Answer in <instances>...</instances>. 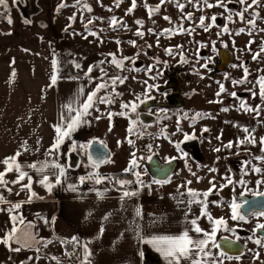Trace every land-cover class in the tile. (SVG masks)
<instances>
[{
    "label": "snow or ice",
    "instance_id": "obj_1",
    "mask_svg": "<svg viewBox=\"0 0 264 264\" xmlns=\"http://www.w3.org/2000/svg\"><path fill=\"white\" fill-rule=\"evenodd\" d=\"M99 3L100 0H97ZM165 0H160V3L163 4ZM169 2L174 3L176 7L183 13L184 4L179 2V0H169ZM188 2L198 10H203V8H212V7H221L224 9V12L227 13L225 17V24L223 27L220 28L217 35L223 34H234L239 36L242 33L247 31L248 35H252V32L257 29L256 21L260 19V14L257 11H249L253 8V6L260 7L261 0H237L238 4L242 6L241 10L235 11L228 7V4L232 2V0H216V4H212L209 0H188ZM115 7L119 8L122 0H114ZM11 4L13 6H18L20 4V0H11ZM67 7H73L77 9L81 13V19L84 23V31L82 33L74 32V35H81L84 39H87L89 36L95 37L97 41L103 43V39L101 38L100 33L104 32L105 29L93 30L89 25L95 23L96 20L103 21L104 18L102 17H89L87 20H83V14L85 12L91 13L93 11L92 7L87 3V0H74V3L69 5L66 3V0H60L56 7V12L59 13L62 9ZM137 7L136 0H132L131 7H129L126 11V15H129L133 12V10ZM145 8L148 9L149 17L151 18L152 15L158 13L160 11L159 5L155 8H149L147 3L144 5ZM0 9L3 12H0V15H4L7 18V23L11 25L13 20L9 15L10 12V4L9 0H0ZM109 12L112 11L111 8L108 9ZM248 14L246 17L245 14ZM233 17H238L239 22H243L246 27H239L234 30V32L229 28V24L236 23ZM77 15L74 12L71 16L68 17L69 24L66 26L65 31L72 27V24L76 22ZM165 20L172 23L171 18L168 16L164 17ZM193 16L191 13L186 14L181 22L180 26H173L169 29H164L160 33H155L154 29H148V32L151 34L157 35V46H159V37L160 36H168L171 37L175 34H187L192 35L195 31V28H185L183 26L184 20L191 21ZM217 16L214 14L210 17V23H206V17L201 15L199 17V23L196 27L202 29L205 33L209 32L210 29L216 26ZM23 22L25 24H31L32 21L28 18H24ZM107 23L109 24V28L111 30H129L128 25L123 19H118L116 16H111L108 18ZM135 23L140 27L137 29L135 36L140 37L141 39L144 37L145 33L140 30L143 28L144 21L136 20ZM153 23H155L153 21ZM41 27H45L46 25L41 24ZM264 31V29H260ZM10 34V33H9ZM115 42L117 45L121 43L119 39H116ZM128 43L132 46H136L135 40H129ZM254 43V41H249V48L248 50L251 51L250 45ZM152 45L149 44L148 47ZM205 45L201 44L199 47H204ZM178 48L180 46H177ZM27 51V50H25ZM215 51V48H213ZM165 53L167 55H173L174 50L172 48L165 49ZM261 53H264V41L261 42L259 52H255L253 54V60H256ZM139 55V53H137ZM108 56L111 57L110 60L107 57L103 60H100L97 64L89 66L87 70L83 73L84 77L88 79L89 82H92L94 79L99 80L100 82L96 83L95 88L88 92L85 96V86H80L77 91V99L74 101H70L69 103L63 105L64 111L61 113L59 120L52 125L54 130V137L53 142L51 145L45 149L43 160H38L36 162L22 164L19 162L18 158L23 154V152L31 151L32 149L29 147L28 142L25 140L21 143L20 149H18L15 154L5 157L3 160H0V167H3V170L0 171V189H4L7 191L8 194L13 193V187L10 185H19V191L15 192V195L19 196L21 193H27L26 200L18 201V202H11L8 198L0 192V205H8L7 208L0 207V212H7L9 216V220L11 221V228L8 231H5L3 235H0V244L5 245L11 251L19 252L22 248H32V241H35L38 245H41L44 248H47L49 244H51L52 240L47 239H37V236L32 232H24L22 235L19 234V229L17 224L25 223L23 216L20 214V209L22 208L24 203H31L34 199H42L39 197L38 194L33 190V176L30 174L31 172H35L39 179L35 182L38 183L40 186L44 187L49 193L52 189L57 186L61 185L67 180V175L69 170L73 168L71 163V156L73 154L83 155L87 158V164L83 165L85 168L91 169L85 175H81L78 177V184L72 183L67 185V189L73 192L78 190L79 185H83L86 182H93L94 184H102L105 180L113 181L114 186L116 187L117 191L121 192V200L125 198H131L134 196L139 195V193L144 188H151L152 184L163 185L166 183L171 182V175L166 174L164 178L157 179L154 178L150 184H146L142 177L141 173L137 171L139 168L138 157L135 151L131 153V159L129 161L128 166L123 170L127 174H131V176L135 177V179H120V178H113L109 176H103L98 169L101 165L105 163H111L110 153L107 152V145L103 140L92 139L86 143H78L76 140L72 138V133L75 132L79 127L82 125H88L90 123L88 117L92 116V110H95L97 113H101V110L98 105H111L115 103L114 97H118L121 94L116 90L117 84H124L125 81L128 79L127 76L121 75L124 71H141V69L135 67H125L126 61H131L132 65H135V57H126L122 56L120 58L117 57L115 53H109ZM181 61L183 63H187L188 61L184 58L182 51H181ZM14 63V62H13ZM108 64L109 67H113L114 70L112 71L111 75H109V71L107 68L104 67L105 64ZM72 66L76 69H80L81 65L78 62L72 61ZM236 65H233L235 67ZM204 67H207L205 65ZM59 62L57 59L51 60V69L52 74L50 76V85L55 86L57 84L58 78H60L59 73ZM94 69L99 70V77H92L91 73ZM148 72H151L152 69L148 68L145 69ZM244 76L242 79L239 80H232L231 83L236 85H248L252 84L253 82L248 79L249 77V70L247 67L243 68ZM195 74L199 75V72ZM16 76L15 70L12 71L11 77L14 79ZM107 78V79H105ZM227 78V77H226ZM68 79H75L79 80L80 76H72L68 77ZM11 82V81H10ZM146 83V82H145ZM219 91L216 93L217 98L227 92L225 85L223 83H219ZM258 85L259 86V96L262 102H264V75H260L258 79L255 81L253 88ZM154 86L147 85V88L151 90ZM104 92L103 95H99L101 92ZM252 95L255 96L256 93L254 90L250 89ZM233 98H237V94L235 92L227 93ZM79 97H85L83 100L78 99ZM150 97L146 94L144 99H141L139 95L135 97V101L131 102H124L120 104L121 111L118 113H114L112 111H107L105 113H101L94 117V119L99 120L102 116H107L110 126L109 131H111V120L113 116L119 115L121 117L129 118L128 119V136L133 137L137 135H143L142 131H137V125H142V122L139 119V115L135 119H131V114L137 113L138 108L141 104L145 103L146 99ZM138 101V103H137ZM216 103H223L221 100L217 99ZM230 109L229 107H222V112H228ZM237 110H243L249 113H255L259 116L261 108L260 106H256V108L250 107L244 100H240L239 107ZM209 115L206 113H196L192 116V124L194 125L197 119H201L204 116ZM166 118V117H165ZM183 119H188V114L184 113ZM144 127H147L146 125ZM242 132L245 134L243 139H240L236 143V147L239 148L241 145H254L256 144V139L252 135L255 131L254 129L250 130L248 127H242ZM210 130L207 127L201 129V133H207ZM182 132L180 127V122L177 121L176 125V132L172 133L171 135L174 136L176 133ZM163 136L165 139L169 140L170 143H174V147L176 151L179 153L180 159H185L187 157V153L183 151L181 144L186 141L196 140L197 136L195 132L189 134L187 132L183 133V141L173 142L171 136L168 135L166 127H161L160 132L157 134ZM217 140H220L221 137L217 136ZM66 141H70L71 143L68 146V151L65 153H61V146L65 144ZM37 145H40V140L36 141ZM120 143V142H118ZM128 144H133L134 141L131 138L127 139ZM260 143L264 145V137L260 138ZM100 145V147L93 151L94 146ZM233 147V142L229 141L227 144L224 145V148L231 149ZM147 149L151 152L152 145H147ZM40 149L39 147L36 148L38 152ZM214 151L219 152L221 151L220 148H215ZM61 155L66 158L65 163L60 162ZM50 158V159H49ZM149 160L152 159L151 156L148 157ZM175 160L176 158H172ZM255 160H264V147L261 148V154L259 156L254 157ZM244 167V172L246 174L247 169L251 167V170L255 173H261L262 169L260 167H256L252 165L250 160H245L242 162ZM81 162L77 161L75 167H80ZM185 167L188 168V171L192 174V176L196 177L197 182H200L201 177L197 176L196 172H193L191 167L185 162ZM199 167V165H198ZM169 169H171V161L169 162ZM210 172H216L217 169L209 168ZM15 173L16 178L9 181L5 177L8 173ZM50 177H54V182ZM227 180V184H222L220 188L226 187L232 184V180L230 178H225ZM27 180L26 183H23ZM192 181H184L182 184L177 185V192L179 193L180 197H186L185 200L178 199V203H182L186 205L185 210V227L179 234H151V235H141L139 225L137 224L135 232L136 237L139 243H143L145 245L150 246L155 252H157L163 259L164 264H224L226 260L236 259L239 260L241 256V250L237 247V241L239 237L236 236L235 240H228L224 238V244L218 243L216 236L217 232L221 229L227 232H231L235 235L236 229L229 228L228 222L224 218L215 219L208 211L209 208V196L213 193V189L216 188V185L213 181H209L211 187L206 191H197L190 187ZM243 183V181H241ZM261 181H257V184H260ZM129 185H136L134 190L129 189ZM183 189V190H182ZM94 190V189H93ZM107 191V189H105ZM97 196L103 198L104 192H97ZM259 195H264L261 193ZM217 203V202H212ZM247 201L244 202L246 204ZM244 204L237 203L233 201L230 205L231 208V219L233 221H244L247 222L246 217L249 214H245L243 212ZM197 206L199 208V214L196 215L193 213V206ZM135 214L137 217L141 216V210L139 207L135 209ZM191 214V218L190 217ZM88 215H91L89 213ZM251 216H264V212L262 213H251ZM37 218L42 220L45 225L55 224V217H52L51 220L40 216L37 213ZM202 218H206L208 223L210 224L211 228L210 231L204 230L201 226L199 221ZM104 220H108V216L103 218ZM28 228H34L35 225L32 222H28ZM259 232L260 235L257 237L256 233ZM104 233V226L101 225L99 229V234L96 237L97 239L100 238ZM248 240L252 241L260 248H264V223H258L254 230L253 235L247 237ZM62 245L70 244L72 247L71 251H66L64 253L65 257L71 259L72 257H76L80 260V264H91L90 257L92 255L89 245L92 241H84L81 240L77 236H73L70 240H60L59 241ZM12 244H17L19 247L13 248ZM225 245H228L226 248ZM77 249L80 251L78 252ZM212 249H220L217 254H214ZM232 249H236V254L232 255L229 254ZM37 255L34 258H29L35 264V260H39L41 257L40 247H36L35 249ZM139 256L143 258L144 252L139 251ZM253 255L259 259L260 254L259 252H254ZM51 259L56 262V264H61V261L58 257L52 256Z\"/></svg>",
    "mask_w": 264,
    "mask_h": 264
},
{
    "label": "crops",
    "instance_id": "obj_2",
    "mask_svg": "<svg viewBox=\"0 0 264 264\" xmlns=\"http://www.w3.org/2000/svg\"><path fill=\"white\" fill-rule=\"evenodd\" d=\"M10 14L13 23L5 33H0V160L15 154L26 140L32 150L23 152L18 160L27 164L45 159L44 151L51 145L55 135L52 125L64 111L63 105L77 99L80 86H85L86 96L93 90V85L85 77L75 80L68 79L71 75L60 74L57 84L49 86L51 60L56 59V52L51 27L46 22V27L40 26L48 12H39L30 19L31 24H25L14 10ZM13 70L16 72L14 79L11 77ZM95 116L97 115L92 110V116L88 117L90 123L79 127L72 133V138L78 143H86L94 138L103 140L110 154L115 149L119 150L123 158L119 162L124 163L122 169L109 170L107 166L98 169L103 176L115 179L116 174L125 173L123 170L131 159L129 144L124 136L126 124L123 120L112 118L109 131L108 118L102 116L96 120ZM115 124L119 127L116 128ZM38 139L39 146L36 143ZM70 143L66 141L61 146V153L68 151ZM37 147L40 149L38 152ZM60 162H66L63 155ZM85 164L87 163H81L80 167L69 170L67 180L55 186L50 193L35 182L39 176L30 170L33 190L42 199L23 204L20 214L25 223L17 224L19 234L32 232L37 239L53 242L44 248L32 241V248H22L19 252L0 244V264H33L29 258L37 255L36 247H40L41 258L35 260V264H56L51 259L52 256L58 257L61 264H68L69 258L64 253L70 251V244L62 245L59 241L70 240L73 236L92 241L89 245L91 264H164L162 257L150 246L138 242L135 229L138 224L141 235L170 234V222H174L176 228L173 234H179L185 227V213L178 206L181 204L178 199L185 200L186 197L179 196L177 186L166 190L165 184H152L150 189L144 188L139 195L121 200V192L116 190L118 186H114V180H105L99 185L89 181L79 185L76 192L68 190V184H78V177L91 171L83 166ZM2 170L3 167H0V171ZM5 178L11 181L16 178V174L8 173ZM50 179L54 182V177ZM26 182L27 180L23 183ZM10 186L13 187L12 194L0 189L8 200H26V192L15 195L19 191V185ZM128 187L130 190L136 188L132 185ZM97 192H104L103 198L97 196ZM0 207L7 208L8 205ZM137 207L141 210L140 217L135 214ZM37 213L49 220L55 217V224L45 225L37 218ZM105 216H108V220L103 219ZM28 222H32L35 227L28 228ZM102 224L104 233L97 239ZM11 226L7 212H0V235L10 230ZM12 247L19 245L12 244ZM139 251L144 252L143 258L139 256ZM77 264H80V260Z\"/></svg>",
    "mask_w": 264,
    "mask_h": 264
},
{
    "label": "rangeland",
    "instance_id": "obj_3",
    "mask_svg": "<svg viewBox=\"0 0 264 264\" xmlns=\"http://www.w3.org/2000/svg\"><path fill=\"white\" fill-rule=\"evenodd\" d=\"M139 2V0H136ZM154 3H157L158 0H153ZM181 3H185L189 11H193V6L188 2V0H179ZM9 3L11 5V0H9ZM36 6L38 7L40 13L47 11V18L41 20L40 25L44 24L45 22L49 24L51 27V31L53 32L52 38H53V48L56 52V59L59 62L60 68V74L62 75H71V76H80L84 77L83 73L87 70L89 66L97 64L100 60H103L107 57L108 60L111 59L110 56H108L109 53H115L118 58L122 56L126 57H132V47L128 43L129 40H133L131 38V32L129 30L119 29V30H111L109 28V24L107 23V20L111 16H116L119 18L117 13H121L120 10L115 7V3L113 0H100L98 3L97 0H87V3L92 7L93 11L91 13L85 12L83 14V20H87L90 16L95 17H102L104 18L103 21L96 20L94 24L89 25L93 30H99V29H105L104 32L100 33L101 38L103 39V43H100L96 40L95 37L89 36L87 39H84L81 35H74L73 33H82L84 31V23L81 19V13L77 11V9L73 7H67L62 9L59 13L56 12V7L58 3H60V0H35ZM66 3L69 5L74 3V0H66ZM11 7V6H10ZM149 8H155L154 6H148ZM167 10V13H164L161 11V14H158L154 17L153 21L149 20L148 27L151 29H154L155 33H160V30L164 28H172L173 24H178L181 20L180 16L181 13L179 10H177L176 5L174 3L167 1V3L164 6ZM111 8L112 11L109 12L108 9ZM184 9V10H185ZM3 12V11H1ZM74 12H76L77 19L76 22L72 24V27L69 28L67 31H65L66 26L69 24L68 17L71 16ZM156 14V13H155ZM9 15L11 16L10 12ZM38 15V13H37ZM36 15V16H37ZM29 17L28 19L34 18ZM163 16H168L171 18L172 23L169 21L163 19ZM142 17V16H141ZM237 17H233V19L236 21ZM21 19L23 21L24 17L21 16ZM125 19V18H124ZM133 22V20H131ZM128 25V23H126ZM134 28L133 23L131 24ZM10 27V25L7 23V18L4 15H0V33H5L7 29ZM46 27V26H45ZM129 28V25H128ZM146 27H143L142 30L145 35L141 39L138 38V41L141 40H147L149 44L152 46L149 47L150 56H140V59L143 61V66L141 71L135 72V71H124L121 73L123 76H127L128 79L125 81L124 84H117L116 90L121 94L118 97H114L115 103L111 105H98L101 113H105L107 111H112L114 113H118L121 111L120 104L124 102H131L135 101V97L139 95L141 99L145 98V95L147 94L149 97L156 96L154 94L153 88L155 86L161 85L164 83L167 74L170 73L171 68L174 65H177L180 62L181 59V51L176 50V45L180 42L183 43V41L179 40V34L172 35L171 37L168 36H160L159 37V46H157V35L149 33L146 29ZM236 28H234L235 30ZM234 32V31H233ZM257 31H253L252 35H249V41H254L253 46H257L258 39L263 34H257ZM147 34V35H146ZM233 48L234 51L241 49L243 47V42H246L247 37L244 38L242 36H236L233 34ZM176 38V39H175ZM116 39H119L121 43L117 45L115 42ZM175 39V40H174ZM186 43V50L182 51L183 56L187 61L193 64L194 60V41L192 37H187L184 39ZM141 42V41H140ZM172 48L174 50L173 55H167L165 53V49ZM184 52L186 55H184ZM252 51L247 55L244 52L240 51L237 52L236 56L237 58L242 61L246 58H251ZM72 61L78 62L81 65L80 69H76L72 66ZM264 62V58L262 59ZM182 62V61H181ZM180 62V63H181ZM105 68L108 69L109 75H111L112 71L114 70L113 67H109V65L106 63L104 65ZM125 67H133L131 65L130 61L125 62ZM192 67V66H191ZM238 62L236 63V66L232 70L233 74V80H239L241 79L242 74L244 72L238 68ZM151 68L152 71L148 72L145 69ZM193 68V67H192ZM100 73L98 69H94L91 73V76L96 78L99 77ZM107 79V78H105ZM183 80L186 84L187 90L184 94L185 97V112H163V111H153V115L156 118V122L154 125L150 127H144L143 125H137V131H142L143 135H137L133 137L128 136V119L125 117H121L119 115L113 116L112 118H115L116 120L120 119L123 120L126 124V134L122 133V138L124 136L128 139H133L134 143L129 144V152L130 156L133 151L136 152L138 157V163L139 168L137 171L141 173V177L143 181L146 184H150L153 180L147 170H146V162L148 160L149 156H158L161 161H169L172 158H176L181 164L179 168L177 169L174 177L172 178L171 182L168 184H165L168 189H172L173 186H177L179 184H182L184 181H192L190 185L187 187H190L197 191H206L208 190L211 185L209 181L213 182H224L225 179V171L227 170L226 165L224 163L218 162L215 166L211 165L212 160L216 158L217 155H220L221 153H212L209 152L205 163L199 164L196 163L193 159H191L188 155L185 159L179 158V153L176 151L174 147V143H170L169 140L165 139L163 136L157 135L160 132L161 127H166L168 135L171 136V139L173 142H179L183 141V133L187 132L189 134H192L195 132L197 139L200 140L204 151L209 150L212 148V145L215 144V140L217 136H220L221 139L226 140H240L244 138V133L242 132V127H248L250 130L254 129L255 131L252 133V135L256 139V144L253 146L258 148L260 143V138L264 137V102L261 101L259 96V89L257 86L253 88V83L249 84V86L245 85H236L233 84L229 86L228 93L235 92L239 98H242L250 107L256 108V106H260L261 111L259 116H257L254 112L249 113L245 112L243 110H237L239 107V102L236 98L230 99V98H223V103H210L209 105L203 106L202 109L206 110V115L201 119H204L201 121V119H197L196 123L192 124V116L196 114V110L199 109L197 107V101L198 97H196V92L199 90V88L203 89V83H199L195 76V72L191 71L188 74L184 75ZM252 81V80H251ZM100 82L97 79H94L92 81L93 89L95 88L96 83ZM146 82V83H145ZM147 85H153L154 87L149 90L147 88ZM213 86L210 81L205 82L204 89L210 90L209 87ZM249 89V90H248ZM250 89L254 90L256 95L253 96ZM211 90H214L212 88ZM217 90V88L215 89ZM104 92L102 91L99 95H103ZM244 95L245 98L242 97ZM158 99V98H157ZM160 99V98H159ZM211 100H214L213 98ZM239 100V99H238ZM138 103V101H137ZM222 107H230L228 112H222ZM95 111V110H94ZM101 113L95 112L96 115H100ZM138 113V110H137ZM137 113L131 114V119H135L137 116ZM184 113L188 114V119H183ZM106 116V115H105ZM107 117V116H106ZM166 117V118H165ZM177 121L180 122V127L182 129V132L176 133V135L172 136L171 134L176 132V125ZM118 123V121H115ZM116 123V124H117ZM115 127H119V125H116ZM116 127V128H117ZM207 127L210 131L207 133H201V129ZM124 135V136H123ZM213 142H212V141ZM192 141H186V142H193ZM152 145L151 152L147 149V145ZM246 146V145H245ZM259 154H261L259 152ZM111 163H105L101 165V167L107 166L109 170L113 169H122V162L119 161L123 160L121 158V155L119 153V150H113L110 154ZM187 161V164L191 167L193 172L197 173V176L203 179L200 180V182H197L196 177L192 176V174L188 171V168L185 167V162ZM250 161L252 162L253 166L260 167L262 169L261 173H255L251 170V167L247 169V175L246 178H248V186L250 188V191L253 190V182L255 180H259L260 178L264 177V160H255L254 158H251ZM199 165V167H198ZM100 167V168H101ZM106 167V168H107ZM209 168H215L217 169L216 172H210ZM244 170V169H243ZM135 179V177H134ZM133 188L136 187V185H132ZM183 190V189H182ZM245 191V190H244ZM213 200L210 201L209 199V208L208 211L213 216V218H218V215L221 213L220 207L216 206ZM180 209L186 210L185 204H179L178 205ZM193 213L196 215L199 214V208L197 206H193ZM191 218V214L190 217ZM179 223V222H178ZM184 226H185V222ZM200 226L206 230L210 231V224L208 223L206 218H202L200 221ZM254 224L262 223V222H252ZM264 223V222H263ZM170 234H173L175 232L176 226L174 225V222H170ZM214 254H217L215 252V249H212ZM255 252H259L260 258L256 259V257L253 255L254 252H249L243 260L238 261H225L224 264H264V249L263 248H257ZM263 253V254H262ZM150 261V260H147Z\"/></svg>",
    "mask_w": 264,
    "mask_h": 264
},
{
    "label": "flooded vegetation",
    "instance_id": "obj_4",
    "mask_svg": "<svg viewBox=\"0 0 264 264\" xmlns=\"http://www.w3.org/2000/svg\"><path fill=\"white\" fill-rule=\"evenodd\" d=\"M114 1V0H113ZM168 0H165L163 4L160 3V0H158L157 3H154L153 0H139V2L136 1L137 7L133 10V12L129 15H126V11L129 7H131L132 0H122V3L120 4V7L118 8L121 13H117L119 16L118 19H123L124 22L128 23L129 29L132 34L131 38L136 41V46H132V57H135V65L133 67L142 69L143 61L140 59V56H150L149 51V43L147 40H141L138 41V36H135L133 33L137 31V29L140 27L135 23L136 20H142L144 21L143 27H146L145 29L148 31L150 27H148L149 20L153 21L154 17L158 14H161V11L164 13H167V9L164 7ZM210 3L216 4V0H209ZM145 3H147L148 6H154L156 7L159 5L160 11L154 15L149 17L148 9L144 7ZM10 4V3H9ZM184 9L188 8V6L183 2ZM10 11L14 10L17 12V14L24 18H29L36 16L37 13L39 14V9L36 6L35 0H20V4L18 6L10 5ZM228 7L230 9H233L235 11L241 10L242 6L238 4L237 0H232L231 3L228 4ZM177 8V7H176ZM177 10H179L177 8ZM193 11H189L188 9L183 10V13H181V20L182 18L188 14L191 13L193 16V19L191 21L184 20L183 26L185 28H195V31L192 33V35L187 34H179V40L183 41V43H178L176 45V50L184 51L186 50L187 46L185 43V38L192 37L195 45L194 49V62L193 64L189 61L187 63L180 62L177 65H174L170 73L167 74L166 79L163 84L155 86L153 88L154 94L156 96H151L149 99L145 100L144 104H141L138 108V115L139 119L142 122L143 126L150 127L155 124L156 118L153 115V111H163V112H185V97L184 94L186 93L187 87L183 77L184 75L188 74L189 72H199V75L195 74L197 80L199 83H203V89L199 88L196 92V97H198L197 101V109L196 113H205L206 110H203L202 107L209 105L210 103L217 99L221 100L225 98L232 97L228 95L229 86L232 85L231 81L233 80V74L231 73L233 70V65H236L238 62V68L243 71L244 67H247L249 70V77L248 79L253 84L258 79L260 75H264V62L262 59L264 58V53H261V55L256 59L253 60V54L255 52H259L261 42L264 41V31H261L260 29H264V0H261V6L256 7L253 6L252 9L249 11H257L260 14V19L256 21L257 24V34H263L258 39L257 46H253V43L250 45L251 48V58H246L240 61L236 54L237 52L242 51L245 54H249L251 51L248 50L249 48V35L247 34V31L245 33L240 34V36L246 38V42H243V47L241 49L235 50L233 48V34H223V35H217L216 33L220 31V28L223 27L225 24V17L227 13L224 12V9L221 7H212V8H203V10H198L197 8L192 9ZM3 11L0 9V12ZM217 16L216 20V26L212 27L209 32L205 33L202 29L196 27V25L199 23V17L201 15H204L206 17V23H210V17L212 15ZM246 17L248 14H245ZM142 16V17H141ZM165 16H163L164 19ZM125 18V19H124ZM133 20V22L131 21ZM180 20V22H181ZM236 23L229 24V28L234 31V28L239 27H246L243 22H239V18H236ZM180 22L178 24H175V26L179 27ZM134 25V28L132 27V24ZM174 26V24H173ZM167 29V28H164ZM162 29V30H164ZM160 30V32L162 31ZM147 35V34H146ZM176 39V38H175ZM174 39V40H175ZM205 45L204 47H199V45ZM177 46H180L179 48ZM213 48H215V51H213ZM139 53V55H137ZM184 55L186 53L184 52ZM185 58V57H184ZM131 62V61H130ZM132 65V63H131ZM207 65V67H204ZM193 68H192V67ZM137 72V71H135ZM244 74H242L241 79L243 78ZM227 77V78H226ZM210 81L213 86L209 87L210 90L204 89L205 82ZM219 83H223L225 85V88L227 89V92L224 94H221L219 98H217L216 93L219 91ZM245 86H249L245 85ZM259 89V86L256 85ZM214 88V90H211ZM217 88V90H215ZM249 90V89H248ZM243 98L244 95H242ZM158 98V99H157ZM160 98V99H159ZM214 100H211V99ZM237 101L243 100L242 98H239L237 96ZM239 99V100H238ZM230 108V107H229ZM146 115V116H145ZM137 117V116H136ZM151 118H153V121L150 123ZM204 119H201L203 121ZM144 121L146 123H144ZM212 141V140H211ZM232 141L233 147L231 149L224 148V145L227 144V142ZM238 140H226V139H220L215 140V144L212 145V148L209 150L203 149V146L200 142V140H194L193 142H183L181 144V147L184 152L187 153V155L193 159L196 163L202 164L205 163L206 157L209 152L212 153H221L220 155H217L214 160H212L213 166L216 165V163L221 162L226 165L227 170L225 171V177L224 179L230 178L232 180V184L223 187L222 189L220 186L222 184H227V180L223 182H214L216 185V188L213 189V193L209 196L210 201L213 200L216 206L222 208L221 213L218 215V218H224L228 222L229 228H235L236 232L235 235L231 232L224 231L223 229L219 230L217 232V242L224 244V238H227L228 240H235L236 236L239 237V240L237 241L240 243L245 253L244 255L240 256L239 260L232 259L227 260L229 261H240L243 260V258L249 253V252H255L257 248H259L256 244H254L252 241L248 240L247 237L253 235V230L257 224H254L252 222H264V216H251V213H262L258 211L249 212L248 216L246 217L247 222L244 221H233L231 219V208L230 205L233 201L237 203L244 204L245 201L256 199L258 197H261L263 195H259L261 193H264V177L260 178L259 180H255L253 182V190L250 191V188L248 186V178H246L247 172L245 174L244 167H243V161L250 160L251 158H254L255 156H259V152L261 153V148L264 147V145L260 144L258 148L254 147L253 145H241L239 148L236 147V143ZM213 142V141H212ZM215 148H220L221 151L216 152L214 151ZM79 156V155H78ZM157 157L159 160L160 158L158 156H152ZM149 160V159H148ZM147 160V161H148ZM161 161V160H160ZM176 162L177 166L175 168V171L173 175L171 176V180L174 177L177 169L180 166V162L178 160H169V161H161L164 164H169V162ZM149 174V173H148ZM150 176V175H149ZM201 177V176H200ZM243 181V183H241ZM257 181H261L260 184H257ZM168 184V183H166ZM245 190V191H244ZM244 212V211H243ZM245 213V212H244ZM246 214V213H245ZM257 237L260 235L259 232L256 233ZM223 240V241H222ZM222 241V242H220ZM227 248L228 245H225ZM264 249V248H263ZM220 249H215V252L218 253ZM230 252H236V249H232ZM263 254V253H262ZM264 255V254H263ZM257 259V258H256Z\"/></svg>",
    "mask_w": 264,
    "mask_h": 264
},
{
    "label": "water",
    "instance_id": "obj_5",
    "mask_svg": "<svg viewBox=\"0 0 264 264\" xmlns=\"http://www.w3.org/2000/svg\"><path fill=\"white\" fill-rule=\"evenodd\" d=\"M146 116V115H145ZM153 121V118H151L150 123ZM144 123H146L144 121ZM100 147V145H96L94 146L93 151H96L98 148ZM107 152H109L108 148H107ZM87 160V158H86ZM77 161L82 162V158L81 156H78L77 154H73L71 156V163L73 165L72 169H76L78 167H75V165L77 164ZM146 166V170L149 173L150 177L152 179L157 178V179H162L164 178V176L166 174H170L171 176L173 175L175 168L177 166L176 162H171V169H169V164H164L162 163L157 157H152L151 160H148L145 164ZM243 211L248 214L249 212H254V211H258V212H264V195L261 197H258L256 199H251V200H247V203L244 204L243 207ZM223 241V240H222ZM220 241V242H222ZM237 247L241 250V256L244 255L245 250L243 248V246L237 242ZM229 254L235 255L236 252H230Z\"/></svg>",
    "mask_w": 264,
    "mask_h": 264
},
{
    "label": "trees",
    "instance_id": "obj_6",
    "mask_svg": "<svg viewBox=\"0 0 264 264\" xmlns=\"http://www.w3.org/2000/svg\"><path fill=\"white\" fill-rule=\"evenodd\" d=\"M78 155V154H77ZM82 158V162L81 163H87L86 157L83 155H79ZM116 178H120V179H134L133 176H131V174H127V173H120V174H116L115 175Z\"/></svg>",
    "mask_w": 264,
    "mask_h": 264
},
{
    "label": "built area",
    "instance_id": "obj_7",
    "mask_svg": "<svg viewBox=\"0 0 264 264\" xmlns=\"http://www.w3.org/2000/svg\"><path fill=\"white\" fill-rule=\"evenodd\" d=\"M72 250V247H71V245H70V251ZM77 251L79 252L80 250L79 249H77ZM78 258H76V257H72L71 259H68V264H77L78 263Z\"/></svg>",
    "mask_w": 264,
    "mask_h": 264
}]
</instances>
